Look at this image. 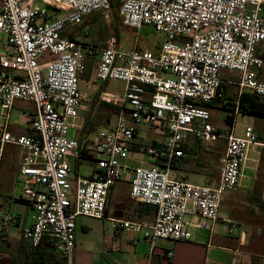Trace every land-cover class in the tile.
Returning <instances> with one entry per match:
<instances>
[{
  "label": "built area",
  "instance_id": "built-area-1",
  "mask_svg": "<svg viewBox=\"0 0 264 264\" xmlns=\"http://www.w3.org/2000/svg\"><path fill=\"white\" fill-rule=\"evenodd\" d=\"M0 0V166L7 145L20 152L19 200L30 209L31 224L24 239L35 246L43 235L56 241L66 264H75L74 228L79 215L105 218L108 194L121 178L129 180V194L152 205L151 222L117 219L112 227L156 239L188 240L192 228L212 232L219 221L223 197L239 183L250 151L264 146L245 126L240 135L219 132L209 122L206 104L227 103L220 71L239 73V93L250 90L264 99V81L258 72L263 60L257 46L264 43V0ZM117 1L122 25L138 30L150 25L164 36L156 52L134 47L123 49L116 35L94 44L65 34L84 18L107 14ZM48 52L52 59L40 60ZM94 60L93 80L123 82L122 94L105 93L102 99L118 107L115 121L98 128L91 138V176H70L68 158L81 153L77 131L86 94L79 78ZM15 100L31 101L25 115L32 130L14 134L10 111ZM164 135L163 149L132 148L140 128ZM190 137L207 145L225 140L219 178L214 185L194 184L183 174L175 176L171 162L184 154L181 146ZM137 143V142H136ZM165 156L164 164L132 165L133 153ZM261 197L264 200V176ZM199 217L190 221L188 216ZM16 221L11 213L1 224ZM231 229L235 223L229 221Z\"/></svg>",
  "mask_w": 264,
  "mask_h": 264
},
{
  "label": "crops",
  "instance_id": "crops-1",
  "mask_svg": "<svg viewBox=\"0 0 264 264\" xmlns=\"http://www.w3.org/2000/svg\"><path fill=\"white\" fill-rule=\"evenodd\" d=\"M262 8V14L264 15V2ZM74 30V38H78V31ZM1 51L2 47L0 46V53ZM257 55L263 60L258 78L264 81V43L257 46ZM88 61L89 59L86 60L87 67L83 73L85 78L80 76L79 81L80 89L86 94L84 108L87 106L85 102L89 101V97L97 91L100 90L101 96L105 93H112L107 91V81L102 83L101 88L100 83L94 82L93 62L90 61L91 70H89ZM220 77L223 81L222 87L227 100L235 102L239 91L238 86L233 88L232 84L237 85V81H233L230 75L220 74ZM238 77L239 74L236 76L237 80ZM92 80L93 83H90ZM14 102L10 111L11 122L9 128L14 134H27L32 130L26 124L25 118L23 123L27 125L26 127H23L20 121L12 119L19 112V107H16ZM212 105L219 107L217 101H212L209 106L206 105V108L209 109ZM33 108L34 105L32 108L22 107L24 117ZM239 119L241 121L238 123ZM245 126H251L253 133L264 143V117L236 112L231 127L228 126L226 129L215 127L226 133L231 132L240 135ZM76 135L78 134L76 133ZM187 144L190 150L189 160L182 170H174L175 176L180 177L183 174L188 181V173H186L188 171L194 176H202L203 183L201 185L216 184L219 178L218 161L224 153L225 140H216L210 152L205 150L206 148L202 146L203 143L194 137H190ZM137 155L139 159H135V153L132 154L128 160L130 164L148 165L150 162L155 161L154 157L145 158L143 155ZM75 160L77 162V159ZM19 161V150L14 146L7 145L0 166V207L2 206V200L10 194ZM93 166L92 163L91 171L85 176H91ZM247 169L254 171L251 177L246 175L245 171ZM75 175L71 178L75 179ZM263 176L264 146H256L255 149L249 152L248 159L242 166L237 188L226 194L222 199V201L230 202V214H219L220 219L215 223L211 233L199 228H192L191 239L159 238L153 243L142 239L133 243V239L136 237L134 232L112 227L113 221L117 219L151 222L155 216V210L152 206L130 196L129 180L127 177L121 178L110 189L105 218L99 219L84 215L76 217L73 261L75 264H264V210L256 204L258 198L262 199ZM237 202L243 205V211L237 212L235 210ZM24 205V211L11 212L16 217V221L13 223L2 225V213H0V238L5 245L4 247L1 246L2 242H0V264L8 262L9 253L17 249L24 230L31 224L30 209L26 203ZM245 208L248 209L245 210ZM188 218L193 222L201 220L199 217L192 215H189ZM228 220L235 223V228L231 229L229 225L225 226L222 223L227 222L229 224ZM14 234L17 239L12 246L8 237Z\"/></svg>",
  "mask_w": 264,
  "mask_h": 264
},
{
  "label": "rangeland",
  "instance_id": "rangeland-1",
  "mask_svg": "<svg viewBox=\"0 0 264 264\" xmlns=\"http://www.w3.org/2000/svg\"><path fill=\"white\" fill-rule=\"evenodd\" d=\"M35 4L36 6H40V5L47 6L48 12L52 10L51 6H48V2L44 0H36ZM85 26L87 27L84 28ZM75 29L78 31L76 32L78 34L79 39L85 40L87 42H91L94 44L105 43L108 40V37L110 35H117L118 45L119 47L123 49H132L134 47H138L140 49H148L150 51L156 52L164 38L161 32L155 30L150 25H143L138 30L123 26L118 18V15L116 14L114 10L109 11L107 14H104L102 12H97L92 15H89L86 18H84V20ZM52 57L53 56L51 54H49L48 52H45L40 58V60L52 59ZM90 61L91 63L93 62V66H94V60H91V59H89L88 61V66L90 65ZM89 70H91L90 66H89ZM220 74L230 75V78L233 81H237L236 76L239 73L234 70L222 69L220 71ZM81 78H85V76H83L82 74ZM79 81H80V78H79ZM90 83H93V80ZM96 83H100V88H101L103 82H96ZM123 85L124 84L122 81L111 79L107 81V91L120 95L122 94ZM232 86L233 88H236L237 85L232 84ZM102 101H104V99H102L100 90H99L95 94H93L91 97H89V101L87 100L85 102L87 105V106L85 105L86 108L80 111V116L82 120H78V123H81V122L83 123L85 120L86 113L88 111L90 112L91 123H92L90 128H92L91 129L92 131L88 133L89 135L87 138H92L95 135V132L99 127L104 128L109 124H113L115 121V115L110 114L111 112L101 105ZM14 103L16 107H19L18 108L19 112L17 113V115L13 116L12 119L15 121H20V123H22V126L26 127L27 125L23 123V120L25 117H24V112L22 111L21 108L22 107L32 108L33 103L27 100H19V101H15ZM208 110L210 111L209 122L211 124H213L216 127H219L220 129H226L228 127L225 124L224 119H223L225 111L221 107L212 105L209 107ZM107 117L110 118L109 121H107ZM240 121L241 119L238 120V123ZM238 128L240 129L239 124H238ZM140 135L141 137H136L135 141L137 142L139 146H142L145 148L152 147L151 143L153 141L157 142V141L164 140V135L162 133H160L159 131L148 129L147 127H143V126L140 128ZM213 144L214 142L209 143L207 145L202 144V146L206 148L205 150H208L210 152L212 150ZM142 155L145 158L148 157L146 152L141 153V156ZM135 159H139V156L137 154H136ZM68 162L71 168L70 176H74L75 174L84 175V176L87 175L91 171L92 163H93L91 160L86 159V160H82L81 163L76 164L77 163L76 160L72 157L68 158ZM218 168H220V161H218ZM186 173H188V181H191L193 183H198V184L203 183L201 175L194 176L192 173L188 171ZM245 173L248 177H251L254 171L247 169ZM21 188H22L21 178L17 170V172L15 173L14 179L12 181V185H11L10 192H9L10 194H8L7 198L2 200V206L0 207V213H2L1 215L5 213H11V212L16 213L18 211L19 212L24 211L25 205L21 200H19ZM242 207L243 205L240 204L239 202L235 204V210L237 212L243 211ZM247 209L248 208H245V210ZM229 210H230V202L223 200L220 204L219 214H230ZM222 223H224L225 226L229 225L227 222H222ZM16 239H17V236L15 234L10 235L8 237L10 245L13 246L15 244ZM0 242H2L1 246L4 247L5 245L3 241L1 240V238H0Z\"/></svg>",
  "mask_w": 264,
  "mask_h": 264
},
{
  "label": "trees",
  "instance_id": "trees-1",
  "mask_svg": "<svg viewBox=\"0 0 264 264\" xmlns=\"http://www.w3.org/2000/svg\"><path fill=\"white\" fill-rule=\"evenodd\" d=\"M111 10H114L116 12L121 22V16L119 13V4L117 1H113L111 3ZM77 26L72 28L70 31L65 32V34L73 38L75 34L74 29ZM224 99L227 100V97L225 96ZM217 102L219 104V107H221L225 111L223 119H224L225 124L228 125L229 127L232 126V121H233V118L236 112L251 114L254 116H258V117H264V99L250 90H242L239 93L235 102L229 101V100H227V103H223L222 100L220 101L218 100ZM101 105L105 107L107 110H109L111 112L110 114L115 115L116 112L118 111V107L115 104H112L110 102L102 101ZM206 105L209 106L210 103H207ZM109 119L110 118L107 117V121H109ZM91 124H92L91 116H90V112L88 111L85 115V120L82 123V126L77 135L80 151L86 157L77 158L76 164L81 163L82 160L89 159L90 144L92 140L91 138H87V137L89 135L88 133L92 131L91 130L92 128H90ZM217 130L223 133L222 130L220 129H217ZM31 132L32 131H30L29 133ZM151 145L153 148H156L158 150L163 149V143L161 141H157V142L153 141ZM138 146L139 145L136 142L132 143V148L137 149ZM181 149L184 151V154L175 158L170 163L171 167L174 170H182L183 166L189 160L188 154L190 150H189V146L187 142H185L181 146ZM164 161H165V156L163 155H158L155 158V162L158 164H164ZM256 204L259 208L264 210V200L263 199L258 198ZM6 264H66V263H65L64 257L61 256L56 249V241L54 240V238L45 234L42 236L39 243L35 246L28 243L24 239V237H22V239L19 241L17 249L9 253V260Z\"/></svg>",
  "mask_w": 264,
  "mask_h": 264
}]
</instances>
